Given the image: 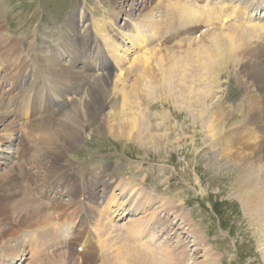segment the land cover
Masks as SVG:
<instances>
[{"label": "bare ground", "instance_id": "6f19581e", "mask_svg": "<svg viewBox=\"0 0 264 264\" xmlns=\"http://www.w3.org/2000/svg\"><path fill=\"white\" fill-rule=\"evenodd\" d=\"M114 1L121 8L127 7L124 12L131 16L136 9L146 12L150 8L147 4L151 0H144L142 4H137L135 0ZM152 10V12L161 13V16L154 23H152V19L145 17L144 27L150 35L147 32L133 33V39L130 42L135 41L138 48L144 49L149 45L152 37H157L156 39L163 44L160 45L161 48L156 58L152 54L148 55L149 52H145L147 55L142 54L125 66V57L117 56L118 53H116L113 44L109 45L107 50V43H105L102 49L97 45L96 36L88 31L87 20L90 11L81 14L82 24L77 23L76 12L72 11L66 18L69 34V38L66 40L67 44L60 46L62 42L60 41L58 46L52 47L55 52L63 46H66L67 50L64 53L61 50L56 52L52 59L44 58V55L38 54L35 62L39 66V72L27 71L24 75L18 76V78L23 76L25 82L30 79L26 82L29 83L28 88L32 87V94L28 96V102L25 101L22 104L18 102L22 98L15 97L16 99L5 104L8 96L2 91L4 86L0 87V126L9 119L13 121L4 127L13 133L12 138L10 140L0 138V199L9 201L19 195L20 203L25 206L23 209L17 208L18 204L17 207L8 208L7 211L3 204H0L3 211L1 215L3 217L0 216V218L3 221L4 218L10 216L9 218L17 220L18 225L26 221H35L33 228L25 229L29 234L26 235L27 244L16 235L17 233L13 232L12 228H7L5 223L0 226L2 230L0 239L7 232V238L11 237L15 242L11 246L13 252L8 254L7 264H22L26 259L32 261L34 255L39 256L45 249L60 246L59 243L66 236V232H69L73 240V243L72 240L70 243L73 244L74 249L82 248L81 253L75 251L74 254L63 250V248L56 249L55 247L52 251L57 254L64 252L73 258L76 256L77 264H96L97 261H99L98 264H186L187 256L180 248L185 250L187 247L184 236L193 239L191 224L186 223L188 228L182 232L183 238L181 235L170 236L171 230L168 227L167 234L163 233L160 238L155 239V235L152 233L153 237L148 240L146 233L150 228L146 227L143 224L145 221L139 218L138 224L133 221L132 225L124 227L127 230L130 227L133 228L128 230L129 241L113 242L110 230L114 227L109 224L110 216L120 217L121 215L122 217V214L127 215L134 212L146 213L144 209L150 201H140L139 192H136L134 187L131 188L129 194H126L125 187L121 188L119 182L116 183L112 176L107 175L111 165L102 166L91 170V172L89 167H84L81 169V173L75 176L71 174L70 168L64 167L60 163L68 153H71L83 142L87 130L97 131L103 129L104 126L112 136L116 135L125 141L141 145L146 143L153 147L156 146V148L168 145L170 143L168 137L162 139L165 133L159 135L150 133L151 124L149 125V122L146 126L144 125L146 129L142 130L140 123L143 125L144 119L138 120L134 110L131 113L133 105H136L137 108L138 99L135 95L142 88H139L140 84L144 82L142 80L150 76L148 79L153 80L151 86L146 84L148 89L143 90L145 91L144 98L148 99L149 93H153L161 86L163 91L159 96L153 97L154 99L160 101L164 99L165 102L171 103L170 98L173 97L178 104L190 109L193 104H199V101L202 103L200 99H204V97L207 99L208 95L211 96L215 85H219V81L228 70L231 69L233 72L240 66L239 61L244 62L242 72L248 80L249 92L245 93L240 104L229 107L228 113L221 111L220 117H217L219 114L217 111L220 112V109L217 111L213 109L215 115L212 113V115H206L208 120H210L208 117L212 116L211 122L208 120L209 124L204 122L208 126L207 132L210 135L207 136L210 140L216 130L219 133L224 128V121L229 117V114L238 109L241 112L242 120L236 124L239 131L233 132L223 140L207 143L210 144V148L213 146L217 151L216 158L224 160L226 167L235 173L234 186L232 187L237 189L235 190L237 193L234 196L241 200L245 209L244 213L253 230L258 235L264 236V139H262L264 136V48L258 42L264 39V22L259 19L251 20V16H248L249 12L264 10V0H158ZM245 15H247V19H242L241 17ZM111 34L110 42L114 43L113 40L122 42L118 37L114 38L117 34L113 32ZM253 39H256V43L249 46L250 40L253 41ZM176 46L178 47L175 49ZM19 50L20 46L17 47V58L20 56ZM32 50L35 55L37 51L35 46L32 47ZM102 50L106 52L102 53ZM116 50L120 52L121 48L117 47ZM155 50L153 51L155 52ZM107 57L112 58L115 67L108 62ZM9 61L14 62L18 68L22 67L21 64L24 63L19 59L16 61L10 59ZM9 61L7 60V62ZM7 62L4 60L0 63V67L7 65ZM15 66L14 68L17 69ZM42 70L46 71V75L50 74L48 78L52 85L49 88H46L41 81L36 83ZM12 75L9 76L4 70L0 77L4 79V83H7L6 81L12 82L10 80ZM156 75H160L158 79H156ZM124 81H131L130 88L129 83L127 85L129 91L124 90V87L118 89L121 85L115 86L116 83L122 84ZM135 101H137L136 104ZM140 102L142 101H139V104ZM4 105L9 108L2 109ZM19 105H23L20 107L23 117L31 118V124L22 126L24 128L22 133H26V140L35 146L37 158L30 162L27 161L29 159L22 160L20 158V160L17 159L18 162L15 161L11 164L6 162L12 155L4 156L2 147L7 146L8 143L12 144L13 141H21L19 131L22 129L19 130L20 119L16 116V110L20 109ZM55 106L58 108L55 109ZM58 113L60 114L55 119ZM139 116L141 117V115ZM162 118L165 117L161 116ZM127 122L128 128L124 127ZM22 138L24 139V137ZM30 150H32L31 147ZM115 183L116 185L113 186ZM36 194L40 201L48 202V210L45 203L34 200L33 197ZM106 197V204L101 207V210L91 206L94 204L92 200L106 199ZM130 197L131 200L127 201ZM81 199H83L81 202L83 210L77 215L78 213L74 209L79 205L78 201ZM35 203L37 206H31ZM125 204L129 206V209H124ZM159 207L161 204L155 207L156 210L149 212L152 214L150 221L153 222ZM92 215L95 220V224L92 223L95 232L90 234L93 241H89L90 236L87 238L82 236L81 230L84 227H81L79 223L88 217L91 223ZM169 215H173L175 219L173 226H179L178 221L185 222L175 211L169 212ZM39 217H41L40 221ZM157 219L155 218V220ZM158 222L157 220L156 223L158 224ZM74 224H78L76 229L71 227ZM134 224L136 225L134 226ZM65 226L66 228L62 230ZM160 226L163 225L160 224ZM178 229L180 228L178 227ZM174 238H179L178 244L171 243L170 240H175ZM194 241L193 239L192 243ZM261 247L264 250V243ZM203 250V260L209 259L210 255L205 253L206 247H203ZM195 252V255L198 254ZM57 257L59 260L61 259L60 255ZM195 259L197 258L195 257ZM39 264H42V261H39ZM54 264L66 263L60 260V263ZM190 264H196L195 260Z\"/></svg>", "mask_w": 264, "mask_h": 264}, {"label": "rangeland", "instance_id": "374dc122", "mask_svg": "<svg viewBox=\"0 0 264 264\" xmlns=\"http://www.w3.org/2000/svg\"><path fill=\"white\" fill-rule=\"evenodd\" d=\"M135 1L137 4H142V1L144 0ZM156 2L157 0L149 1L147 5L150 6V8H148L146 12H141V9H136L133 11L131 16H128L126 12H124L127 10V7L125 9L121 8V6L116 4L114 0H0V63L4 60L7 62V60L9 61L10 59L14 61L18 59L24 61V63L21 64L22 67L20 66V68L15 66V63L11 61L7 62L8 64L4 65L2 68L0 67V74H3L4 70L5 73L9 74V76L13 74L10 79L12 80V82L10 81L11 83L9 81L4 83V79L0 77V87L2 85L4 86L2 87V91L8 96L5 104L10 103V101H13L16 98H22L18 101L22 104L25 101L28 102V96H31L32 94V87L28 88L29 83L26 82L30 79L25 82L23 76L20 78H18V76H21L22 74L24 75L27 71H33L35 73H37V71L39 72V66H37L35 62V58L38 54L44 55V58L48 57L52 59L56 52L61 50V52L64 53L67 50V47L63 46L59 47L55 52L52 47L58 46L60 41H62L60 46L67 44L66 40L69 38V34L66 26V18L72 11L76 12L78 24H82L79 16L81 17V14L90 11L87 20L88 31L90 34L96 36V39L98 38L97 45L98 41L100 43L98 46H104V44L107 43L106 48L108 50L109 45L113 44L116 53H118L117 56L120 58L125 57V66H128L132 60H135L140 55L145 54V52H149L148 55L152 54L154 58H156L161 48L160 45L163 44L156 39L157 37H152L149 45H144L146 47L144 49L138 48L135 41L130 42V40L133 39V33L147 32L148 35H150L148 30L144 27V21L148 18L152 19V23H154V21L160 18L159 16H161V13L152 12V8L155 7ZM160 12L163 11L160 10ZM250 15L251 14L248 16ZM241 18L247 19V15L244 17L242 16ZM251 18L260 19L264 22V12L257 11L252 13ZM92 20L94 21L92 22ZM124 20H130L135 23V28L139 30H134L130 27V25H128V21H125L124 24L119 23V21L121 22ZM116 21L119 24H117ZM125 27H127V30ZM125 31H127L126 35L124 33ZM111 32L117 34L114 38L116 39L118 37L122 40V42L119 43V41L116 42V40H113V43L110 42L111 40L108 41L107 38H111ZM258 42L263 45L262 47L264 48V39ZM254 43H256V39H253V41L250 40L249 46H252ZM209 45L211 44L209 43ZM19 46L20 53L18 54L20 56L17 58V47ZM33 46L37 49L35 55L32 50ZM117 47L121 48V50H119L120 52H117ZM177 47L178 46L174 48L176 49ZM154 49H156V53L153 51ZM105 52L106 51L102 50V53ZM171 60H173V58H171ZM111 61L112 58L108 57V62L115 67L113 63L114 61ZM243 64L244 62L239 61L240 66H238L233 72H231V69L228 70L225 75L226 77L223 76L219 81V85H215L216 88L214 87L213 92L216 93L212 92V95H208L207 99L206 97H204V99H200L202 100V103L199 101V104H202V106H199V104L196 103L193 104L190 109H187L185 106H181L180 103L178 104L174 101L173 97L170 98L171 103L167 101L165 102L164 99L162 101L154 99L153 97H156L157 95L159 96L163 91L161 90V86L159 89H156L157 93L156 91L153 93L150 92L149 98H144L145 91L143 90H147V85L151 86L153 80L150 81V79H148L151 76L142 80L144 81L142 82L143 85L141 83L139 86V88H142L135 95L138 99H136L138 101L137 108L136 105H133L131 107V113L134 110L138 114H135L138 120L144 119L145 123H143V125L140 123L142 130L146 129L145 126L149 122L148 124H151L149 127L150 133H153V135L165 133L162 136V139H166L165 137H168V141L170 142L168 145L166 144L162 148H156V146L153 147L147 145L146 143L141 145L131 141H125L120 137H116V135L112 136L107 131V127L104 126L103 129L97 131L87 130L85 132L83 142L80 143L71 153H68L66 155L67 157L60 163L64 167L70 168L71 174L75 176H78L81 173V169L84 167H89L88 169L91 172V170H96L102 166L105 167L111 165L107 175L112 176L116 183L119 182L121 188L125 187L124 192L126 194H129L131 188L134 187L135 191L139 192L140 201H150L149 204L146 205V209H144L146 213L134 212L127 215L122 214V217L121 215L120 217L111 216L109 224H112L114 227L110 230L113 242L121 243L123 241H129L128 230H132L133 228L130 227L127 230L124 227H127L129 224L132 225L133 221L138 224L139 218L141 220L143 219L142 221H145L143 224L150 228V230L146 233V236H148L146 238H148V240L153 237L152 233H154L153 235H155V239L157 237L160 238L163 233L167 234L166 229H168V227L171 230L170 236L176 235L177 237L181 235V238H183L182 232L186 231L188 228L186 223H188L189 225L191 224L192 235L195 240L193 243L195 244L192 243V238L184 236L185 243H187L185 246L187 247L185 250H183V248H180V250L185 252V255L187 256L185 259V261H187L186 264H190L193 260H195L196 264L199 262V264H264V250L261 247L264 243V236L258 235L257 232L253 230V227L250 226L251 223L248 217L244 213L245 209L242 206L241 200L234 196L237 193L235 191L237 189L232 187L234 186L233 181L235 179V173L231 172L230 168L226 167V162L224 160L216 158L218 154L217 151L214 150L213 146L210 148V144L207 143L223 140L229 137V135L233 132L239 131L236 124L242 120V114L239 109L235 111L236 113L233 112L232 114H229V117H227L224 121V128L221 129L219 133L218 130H216V133H213L216 136L211 135L213 137H211L210 140L207 136L209 134L207 132L208 126L204 122L206 121L208 124L211 122L212 116L208 117L210 120L207 119V116L211 113L213 114L215 110L217 111L220 109V112L217 111L219 113L217 114V117H220L221 111L223 113H228L229 110L227 111V109L229 107L231 108L232 105L234 106L235 104H240L245 96V93L249 92L248 90L250 89V86H248V80L243 76L244 72H242ZM14 66L17 67V69H15ZM49 75H46V71L42 70V74L37 77V79L41 77V80L46 88H49L52 85L48 78ZM159 76L160 75H156V79H158ZM125 81L122 84L116 83L115 86L121 85L118 89H123L124 87V90L129 91L131 81ZM128 83L129 88L127 86ZM200 96L202 97L203 94L201 93ZM221 98L223 99L221 100ZM137 101H135V104ZM139 101L142 102L139 104ZM5 106L6 105H4L2 109L7 110L8 107ZM22 106L23 105H19V108ZM57 108L58 107L55 106V109ZM148 110L150 111L148 112ZM17 113L18 118L20 119L19 125L21 124L19 130L22 129L19 131L21 141H13L12 144L8 143L7 146L5 145L2 147L4 156L12 155L10 156V160L6 162L11 164L17 161L16 156L20 152L22 160L29 159L27 161L30 162L33 160L35 161L37 158L35 146L30 141L26 140V133H22L24 130L22 126H26L25 124L30 123L31 118L26 119L23 117L21 114L22 108L18 109ZM59 114L60 113L55 116V119L59 116ZM139 115H141V117ZM161 116H164L165 118L161 119ZM44 118L47 119L48 117ZM101 118L102 117L100 116V119ZM11 120L12 119H9V121L7 120L3 122L2 126H0L1 139L10 140L12 138L13 133L7 131V128H4L7 124L13 122ZM45 121L47 122V120ZM124 127L128 128V122L124 125ZM160 131L163 132L161 133ZM236 133L238 134V132ZM21 134L24 135L22 136ZM22 137H24V139ZM262 139H264V136H262ZM204 144L206 145L204 146ZM29 146L32 150H30ZM116 183L113 184V186L116 185ZM116 193L118 194V192ZM37 197L39 196L36 194L33 197L34 200L38 201L39 199ZM13 199L4 201L1 198L0 204H3V207H5V210L7 211L9 210L8 208L17 207L18 204L19 206L17 208L23 209L25 207L20 203L21 197L19 195ZM106 200L107 197L106 199L104 198V200L96 198L95 200H92L94 201V204H91V206H95L98 210H101V207L105 205ZM129 200H131V197L127 201ZM43 201L40 202L45 203L48 210V202ZM158 204H161V207L157 209V212L154 215V220L155 218H158L157 220L159 222L157 224V220H153V222L149 220L152 215L149 212L156 210L155 207ZM32 205L37 206V203L31 204V206ZM124 209H129V206L125 204ZM80 210L81 205L76 206L74 209V211L78 214ZM171 211L177 212V215H180L185 220L183 223H181L182 221H178V224L180 225L177 226L180 229H178L176 225L173 226L175 219L173 215H169V212ZM2 214L3 211L0 207V216ZM9 217L10 216L4 218L3 221L0 218V226L5 223L7 228H12L14 230L13 232L17 233L16 235L21 237L24 242L26 241L25 243L27 244L28 238L25 234L27 232L25 229L30 230L33 228L35 221H26L23 222V224L18 225L16 219ZM40 220L41 217H39V221ZM94 221L95 220H93L92 215L93 224H95ZM165 223L167 225H164ZM160 224L164 227H159ZM135 225L136 224H134V226ZM172 229H176V231H173ZM93 230L95 231V229ZM0 232H2V230ZM2 236L4 238L1 237L0 239V264H7L9 261V258H7L8 254L13 252L11 246L14 245L15 242L11 237L7 238V232ZM35 237L36 235H34V238ZM174 239L175 240H170L171 243L178 244L179 238ZM70 240H72V238L70 237L69 232H66V236L63 237V240L59 243L61 244L60 246H53L52 248L45 249L39 256L34 255L32 261L26 259V256V261L22 264H39V261H42V264H54L60 263V260L64 261L66 264H77L75 259L76 256L73 258V256H67L64 252L57 254V252L53 253L52 251L55 247L56 249L63 248V250L68 252L70 251L74 254L75 251H77V253H81L80 251H82V248L79 247L74 249ZM89 241H93V237L90 236ZM203 247H206L205 253L207 252L210 255V258L207 260H203L202 257L204 253ZM195 250L198 253L196 254L197 256L194 254ZM59 255L61 256L60 260L57 257ZM194 256L197 259H195ZM22 259H24V257H22ZM43 259H45V262ZM98 263L99 261L96 262V264Z\"/></svg>", "mask_w": 264, "mask_h": 264}]
</instances>
